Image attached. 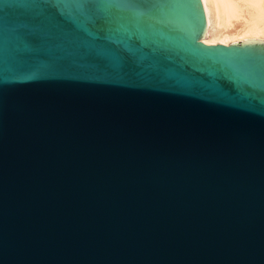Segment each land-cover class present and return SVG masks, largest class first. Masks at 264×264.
I'll return each mask as SVG.
<instances>
[{
	"label": "water",
	"instance_id": "obj_1",
	"mask_svg": "<svg viewBox=\"0 0 264 264\" xmlns=\"http://www.w3.org/2000/svg\"><path fill=\"white\" fill-rule=\"evenodd\" d=\"M200 0H0V264H264V40Z\"/></svg>",
	"mask_w": 264,
	"mask_h": 264
},
{
	"label": "bare ground",
	"instance_id": "obj_2",
	"mask_svg": "<svg viewBox=\"0 0 264 264\" xmlns=\"http://www.w3.org/2000/svg\"><path fill=\"white\" fill-rule=\"evenodd\" d=\"M206 22L204 38L208 46L264 40V0H200Z\"/></svg>",
	"mask_w": 264,
	"mask_h": 264
}]
</instances>
